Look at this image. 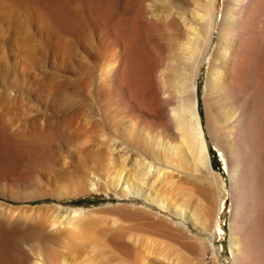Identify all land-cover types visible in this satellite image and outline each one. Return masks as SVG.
I'll use <instances>...</instances> for the list:
<instances>
[{"label": "rangeland", "instance_id": "1", "mask_svg": "<svg viewBox=\"0 0 264 264\" xmlns=\"http://www.w3.org/2000/svg\"><path fill=\"white\" fill-rule=\"evenodd\" d=\"M209 1L0 0V264H235L230 224L242 190H233L223 140L231 130L227 117L239 112L233 95L229 112L221 110L207 84L213 68L227 70L219 48L233 0ZM253 4L262 15L248 26L244 57L252 92L264 96V0ZM205 8L213 11L212 40L197 62L195 83L216 181L194 166L179 142L182 121L170 116L202 46L205 21L196 14ZM127 44L141 55L137 75L122 69ZM149 171L158 173L150 178L151 194L164 205L115 194L120 174L134 181ZM175 201L180 216L172 211ZM262 211L254 215L256 226ZM193 212L200 222L217 218L216 226L203 230ZM76 217L81 235L67 225ZM261 231L242 240L249 259L237 258L241 264H264Z\"/></svg>", "mask_w": 264, "mask_h": 264}, {"label": "bare ground", "instance_id": "2", "mask_svg": "<svg viewBox=\"0 0 264 264\" xmlns=\"http://www.w3.org/2000/svg\"><path fill=\"white\" fill-rule=\"evenodd\" d=\"M211 1H209V2H211ZM62 3H63V1H62ZM205 9H206V11L204 12L203 15L197 16L198 12L196 14V18L199 17L200 20L204 19V21H205V25H204L205 31L203 33V38H202V42H201L202 46L197 50L198 55H197L196 59H193V58L191 59V64L189 66V70L185 74L184 84H183V89H182L183 90L182 92L184 93V97L180 103V107L177 110H172L170 112L171 113L170 116H172V118L179 119L180 122L182 121V124L179 123V124H181V127H178V130L180 131V135L178 136V137H180L179 142L181 141L185 144V146L187 148L186 150L188 151L194 166L198 169V171L204 173L205 175L211 176V178L216 181L217 177H216V174L212 171V167H211L212 165L210 164V159H209V155H208V151H207L208 145L206 144V141H205L203 124H202V120L200 118V114H199V110H198L199 106H198V100L196 97V83H195L196 82L195 81L196 80V73H197V62H198V60H200V56L203 54V52L206 51V48L208 47V45L210 44V42L212 40L213 11H212V9H207V8H205ZM226 14H227L226 20L223 23V27L221 29V33H222L221 40L223 39L224 41L223 40L222 41L224 43H222L223 45H221L219 48L221 51L220 55H221L222 62L227 67L226 73L224 74V75L227 74L226 80L224 81V85H223L222 81H223L224 75H223L222 70H225V68L221 70V68H222L221 66H219L221 68H218L216 66L215 68L212 69V72L210 73L209 78L207 80V84L208 83L212 84L213 90H214L213 92L216 93V99H217V102L219 103V107L221 108V110L226 111V112L229 110L230 106L232 105V95H233V99L235 100V105H236L238 112H239L237 116L234 115L233 117H227V120L230 121V127H231L230 129L231 130L233 129V131L230 130L229 133L226 134V136H225L226 138L223 141H225V147L230 152L229 157L226 159L227 165L230 164L234 167L233 170L230 169L231 170L230 171L231 172L230 180L232 182L233 190L235 191V188H236L235 185H239V186L241 185L240 190H242V193H240V195L237 199L238 201L237 200L235 201V203H236L235 211L233 213L231 224H230V231H231V236H230L231 240L230 241H231V246L235 248L234 249L235 264H241L242 260H237V258H241V256H243L244 258H246V260L249 259V256H248L247 250H246V246L245 245L242 246V244H243V241L246 240L245 238H247V235L250 234V230L252 232L256 231V232H254L256 235H258L260 233V232H258V230L261 229L262 233L264 231L260 227L264 213L261 214V218H260L261 220L258 219V225L257 226H256L257 223H254V221H253L254 215L260 214V213H257V211L260 209V207L264 206V203L262 200L263 197L261 195L262 192H264V181H263L264 161L262 160L263 153H264V107H263L264 96H262V94H259L256 92H252L253 88H254V83H252L251 79L249 80L251 70H249L246 58L244 57L245 52L249 48L248 41L251 40L250 38L248 40V35H249L247 33L248 26L253 22V20L255 19L254 17H256L257 15H262V9H261V6L259 4L258 5L253 4V0H233L232 1V7L229 8V10ZM182 23H184V21ZM190 29H191V27H190ZM261 30H263V29H261ZM128 31L129 30H127V32ZM127 32H125V33H127ZM138 38H139V36H138ZM220 44H221V42H220ZM122 54H124V53H122ZM114 60H115V58H114ZM218 60H220V59L218 58ZM218 60H216V61L214 60V63L217 62ZM220 63H221V61H220ZM223 63H221V64L223 65ZM121 65L123 67L122 69H124V71L126 73L125 74L126 76L127 75H129V76L130 75H132V76L137 75L140 72V66H141V55L139 53V50L137 48H135L133 45L127 44L126 45L125 60L123 61V63ZM145 69H146V67H145ZM120 70H121V68H120ZM124 71L122 70L121 73H123ZM246 73L248 74V79H244V76L246 75ZM107 74H109V73H107ZM118 74H119V71H118ZM125 75L123 74L122 77H124ZM141 75H144V73H142ZM138 77H140V76L138 75ZM181 80H182V78H181ZM125 81H126V79H125ZM221 82H222V85H221ZM137 86H139V85L137 84ZM208 87H209V91H210V86H208ZM139 92H141V91H139ZM211 95H214V94H211ZM128 96H130V95L128 94ZM138 97H140V96L138 95ZM156 99L158 100V98H156ZM161 99H163V98L161 97ZM156 103H157V101H156ZM160 103H161V100H160ZM161 104H159V105H161ZM168 109L169 108L167 107L166 111H168ZM166 111H164V112H166ZM168 112H167L168 115L166 114L167 117L169 116ZM208 128L212 133L217 132L216 131L217 128L214 127V124L212 123V121L210 122V120H208ZM160 142H161V140H160ZM170 148H171V150H173L175 156L181 154V150L178 147V145H172ZM133 159H135V158L133 157ZM177 160L179 161V159H177ZM126 163H124V164H126ZM179 163H180V161H179ZM138 164L136 163L135 166L136 165L138 166ZM149 165H152V164H149ZM139 166H141V165H139ZM153 167H155V165H153ZM147 168H151V166L147 165ZM156 168H153V169H155V171H156ZM160 169H161V167H160ZM227 169H228V166H227ZM143 170H142V172H143ZM248 170H250L251 172L253 171V173H255L256 176H254V175L252 177H251V175L248 176V172H247ZM139 171H141V168H139ZM172 171H171V174H172ZM245 172L247 173V175L245 174ZM117 174H120V173H117ZM168 174L163 170L162 175H161V177L163 178V181H164L165 177H167V176L169 177ZM142 175H143V173H142ZM157 175H158V173H157ZM120 176H121V174H120ZM120 176H118L119 178L117 177L118 179L115 180V181H117V184L114 186V187H116L114 192L119 197H127L129 195H131V196L134 195L137 197H142L146 200L147 199L151 200L153 197V200L155 203H159V205H164L163 199H159L157 196H152V194H151V191H152L151 189L153 187V183H152L150 178H151V176L152 177L154 176V173H152L150 171L147 172L144 175L145 177L143 180L141 179V177H140V179H141L140 180L136 176L134 181L133 180L129 181L128 177L125 178L123 175L122 176L124 178L122 177L123 179L120 180ZM156 176H154V177H156ZM154 177H153V180H156ZM115 178L116 177H114V179ZM159 179H161L160 176H159ZM153 182H155V181H153ZM161 182H162V179H161ZM168 182H169V180H168ZM242 206H244L245 208L243 209ZM171 207H172V211L174 212V214L176 216L182 215V210H181L182 207H179V204H177L176 201ZM185 211H186V209H184V212ZM194 212H196V211H194ZM194 212L191 214V216H192L191 220H193L197 223H201L203 230H208V229L212 230L210 227L216 226V224H217L216 219L217 218H214L213 221H211L212 219L208 215V217H203V221L200 222L199 218L201 215L198 218L197 215L199 212L196 213L197 215ZM262 212H264V211H262ZM70 213H72V211ZM73 213H75V211ZM75 214L73 217H75ZM189 216H190V214H189ZM82 222L83 221L80 219V217H76L74 219L73 218L68 219L67 225H68V227L70 226L72 229L70 233H73L74 235H81L80 229H81V223ZM82 236H84V235H82ZM250 237H252V236H250ZM247 241H248V239H247ZM248 242H250V241H248ZM210 250L212 251V255L214 256V249H213L212 245H210ZM214 259H215V257H214ZM65 264H66V262H65ZM251 264H253V263H251ZM256 264H258V263L256 262Z\"/></svg>", "mask_w": 264, "mask_h": 264}]
</instances>
